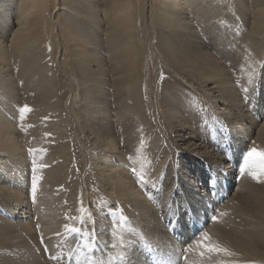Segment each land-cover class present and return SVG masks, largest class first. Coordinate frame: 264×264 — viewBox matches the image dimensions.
Wrapping results in <instances>:
<instances>
[{
  "label": "rangeland",
  "instance_id": "1",
  "mask_svg": "<svg viewBox=\"0 0 264 264\" xmlns=\"http://www.w3.org/2000/svg\"><path fill=\"white\" fill-rule=\"evenodd\" d=\"M47 1V77L11 59L12 83L0 93L22 151L0 156V187L14 192L11 203L0 200V264H88L119 253L125 264H264V174L244 162L249 150L264 153V0H217L212 14L183 0L194 40L175 43L212 59L167 52L154 27L142 32V12L128 53L112 50L103 33L82 64L68 33L52 30L54 0ZM149 1L135 4L142 11ZM96 14L99 29L106 14ZM18 26L10 15L1 40L9 44ZM202 68L211 83L194 75ZM104 156L121 186L100 174ZM65 224L94 233L96 247H83L81 233H66Z\"/></svg>",
  "mask_w": 264,
  "mask_h": 264
},
{
  "label": "bare ground",
  "instance_id": "2",
  "mask_svg": "<svg viewBox=\"0 0 264 264\" xmlns=\"http://www.w3.org/2000/svg\"><path fill=\"white\" fill-rule=\"evenodd\" d=\"M136 1L137 0H134L133 3V0H61L58 4L56 0H54L53 5L55 8V16H53V19L51 18L53 23V27L51 28L54 31L57 30L59 33L62 31H66L68 33L70 40L73 42V51L77 53V60L79 64H82L83 60L85 61L93 56V53L91 52H96L95 50L99 48V38L103 35V33L105 34L106 39L108 40L107 42H109V47H111L112 50H115L116 53H128L130 48L134 46L132 43V40L135 38L134 35L139 33V28L135 26V22L138 20V17H136L135 14H141L142 12L143 14H147L144 9L149 7L147 5H149L148 3L150 2L151 6L149 10V17L152 19L145 24L146 15L144 14V17L138 15L141 16L139 18L144 19L142 32L143 30L148 29L150 25L151 27H154L153 29L159 33L160 39L164 41L167 52L169 47L173 50H177V54L182 60H186L187 58L186 50H190L192 53L196 50V52L193 53L194 55L199 54L201 56H206L207 59H212L208 52L203 51L200 47L192 50L193 47L188 49L184 48L186 45L184 41L175 43V41H179L182 36H185V40H189V43L194 40L191 32L192 28L187 26L188 21L184 17L185 11L183 10L184 7H182L183 0H166V2H164V0H150L148 3L143 4L144 8L142 11V5L140 3L139 4L141 6L139 4H135ZM216 1L217 0H190V4L198 2L197 9L202 10L199 12L204 13L206 10L210 13L215 10L211 6L213 3L216 4ZM222 1L226 3L227 0ZM48 2L49 1L47 0H0V29L2 28V30H0L1 94L3 89H6L7 87L9 88V85L12 83V80L9 78V61L11 59H14L15 63L19 67L32 68L33 70L31 74L36 79L47 77V75L44 74L49 72V68L47 66L48 64L46 65V61L43 60V57L46 54V46L43 42L47 39V36H42L40 31L42 30L44 24L41 23V20L44 21V17L48 16L46 13ZM97 10H101V12H105L106 14H104L106 16V24L104 27L100 26L99 29H96V27L100 23L99 21L101 19L100 14H96ZM259 10L260 9L258 8L255 16L256 23H260L263 20ZM10 15H17L19 26L17 28V37H13L9 44H7L1 40V37L6 31L5 26ZM55 34L57 37L56 32ZM93 45L96 46L95 50L92 48ZM9 47H11V50H9ZM42 47L45 49L42 50ZM161 50L163 51V49ZM133 60H125L127 64L124 60H121V62H123L121 68H125V65L128 66V64ZM51 73L52 71L48 74V77ZM119 73L122 74L123 70L120 69ZM199 73L204 77V81L206 83H211V76H209L207 68H202L199 71L194 70V75H199ZM138 77L139 74L133 79V81L138 83ZM120 81L121 80H119V82ZM122 81L125 82L123 78ZM209 89L211 90L212 95L216 94L214 95L215 98H220L219 101L222 100L223 94L220 91L219 86L213 84L209 87ZM133 93L136 94V92ZM91 99L92 98H90L87 103L93 104L97 102L96 100ZM138 101L139 100H137V102ZM223 104L225 106L222 107V109L225 112H228L226 109H230L231 104L226 102V100H223ZM16 131L17 130H15V127L12 125L7 115L0 111V156H2L1 154L7 155V153H9L15 157L16 155L20 156L22 153L20 147L18 146L19 142L15 136ZM2 159L3 157H0V162ZM108 160L109 158L107 156L103 157L100 174L106 175L107 179L116 183L117 187L121 186V182H118V179L112 176L114 170L110 169V166L108 165L109 163L107 162ZM17 165L19 166V164ZM2 188H4L3 185L0 187V200L2 202L11 203L10 197L14 195V192L11 190L6 192ZM197 203H199V201H197ZM261 204L264 207V200H261ZM222 232L230 241H234L238 237L236 232L230 227L229 223H225L222 226Z\"/></svg>",
  "mask_w": 264,
  "mask_h": 264
},
{
  "label": "snow or ice",
  "instance_id": "3",
  "mask_svg": "<svg viewBox=\"0 0 264 264\" xmlns=\"http://www.w3.org/2000/svg\"><path fill=\"white\" fill-rule=\"evenodd\" d=\"M30 109L28 108L27 105L24 106V111H29ZM245 166L248 165H256L259 169V172L264 174V153H257L255 149L249 150L246 155H245ZM135 171V169H133ZM241 171H244V168H241ZM252 175L254 177H257V173L253 172ZM33 191H35V180L33 182ZM66 219H74L72 217H67ZM121 219L126 221V217L122 216V210H121ZM212 219H216V217H212ZM65 232H71V233H81L82 235V243L83 247L88 248L89 244H91L92 248L96 247V240L94 237V233H84L82 230L78 227H75L71 224H65L64 225ZM210 238L208 237L207 233H204L203 236V241H208ZM201 243V242H198ZM113 248L116 247L115 244L112 245ZM205 247L208 248L209 251H214V252H227V249L220 248L218 245H210V244H205ZM91 250V249H90ZM204 253L201 252V255ZM55 258V257H53ZM88 264H125V254L124 253H119L116 256L109 255V259L107 262L100 260L96 261L94 259H89Z\"/></svg>",
  "mask_w": 264,
  "mask_h": 264
}]
</instances>
